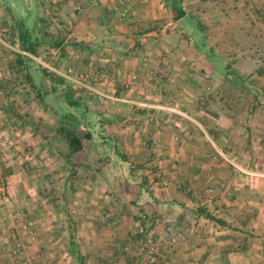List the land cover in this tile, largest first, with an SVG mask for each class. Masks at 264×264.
Here are the masks:
<instances>
[{
	"label": "rangeland",
	"instance_id": "rangeland-1",
	"mask_svg": "<svg viewBox=\"0 0 264 264\" xmlns=\"http://www.w3.org/2000/svg\"><path fill=\"white\" fill-rule=\"evenodd\" d=\"M113 1L0 0V264L91 225L105 244L129 230L117 249L143 264V247L166 264L187 242H264V0H179L180 20L170 0Z\"/></svg>",
	"mask_w": 264,
	"mask_h": 264
},
{
	"label": "crops",
	"instance_id": "crops-1",
	"mask_svg": "<svg viewBox=\"0 0 264 264\" xmlns=\"http://www.w3.org/2000/svg\"><path fill=\"white\" fill-rule=\"evenodd\" d=\"M262 134L263 135L260 136L257 143L260 147H264V131H262ZM16 186V181L12 178L9 187L12 188V192ZM146 196H148V201L150 203L137 208L138 212L145 216L163 213V209L160 206V197L157 196L155 192L147 193ZM254 199L257 200V198ZM10 200L11 203L15 205L18 202V199L15 198H10ZM175 200L177 199L175 198L173 201ZM254 208H257V210L254 211H256V218H259V204H256ZM1 215L6 214L1 213ZM112 216L127 220V223H130L129 217L131 214H128L126 211L114 213ZM10 219H12V215H10ZM97 228L94 227V225H91L82 235L83 238H80L81 242L77 239L75 241L77 243H70L71 245L68 249L63 246L64 244H62L63 242L59 238L58 241L61 242L60 245L57 241V243H55V240L52 238V241L49 244L50 247L49 245L48 247L45 245V254L43 253L41 256L39 264H100V262L104 260H106L105 262L107 264L144 263L140 257L132 256L131 254L120 255V252L117 249L119 243L127 242L131 239V233L129 230H126L124 235L117 232L116 236H119V238L116 236H114L113 239L108 238L107 240H110V242L107 241L105 244L99 242L101 239L99 233L101 232ZM40 229H44L43 226ZM40 229H38L39 235L42 233ZM214 231H217V229H214ZM218 234H220V231ZM167 261L166 264H264V242H262L261 245H258L257 243L243 244L228 242L224 237L220 236L215 237L214 239L206 238L195 244L187 242L174 248Z\"/></svg>",
	"mask_w": 264,
	"mask_h": 264
},
{
	"label": "trees",
	"instance_id": "trees-1",
	"mask_svg": "<svg viewBox=\"0 0 264 264\" xmlns=\"http://www.w3.org/2000/svg\"><path fill=\"white\" fill-rule=\"evenodd\" d=\"M177 1L179 2V0H170L171 4L173 6V9L175 10V20H180L181 18H183L185 16V13L181 7H177ZM22 41H23V36H22ZM25 49L27 52H29L31 54L35 53V51L32 47L25 48ZM51 81H52V91L55 92V91H57V85L58 84L53 81V78H51ZM65 98H66L65 103L67 106L74 107V106L78 105L77 102L72 99V95H70L69 92H67L65 94ZM60 132L62 133V135L66 139L70 153L75 154L82 149L83 143H82L81 138L77 134H74L70 130H65L64 128H61Z\"/></svg>",
	"mask_w": 264,
	"mask_h": 264
},
{
	"label": "built area",
	"instance_id": "built-area-1",
	"mask_svg": "<svg viewBox=\"0 0 264 264\" xmlns=\"http://www.w3.org/2000/svg\"><path fill=\"white\" fill-rule=\"evenodd\" d=\"M104 3H106L112 11L118 10V7L114 3L113 0H90V4L92 6H98V5H101ZM243 172H245V171H243ZM0 193L2 195L6 193V188L2 184H0ZM24 230H25L26 234L30 235V238L32 240L35 239V237L33 235V228H32L31 223H27V225L24 226ZM139 232L142 233L143 232L142 229H140ZM127 250H128L127 247L123 248L124 253L128 252ZM141 251H142V257L144 258V261L146 262V264H158V261L155 259V257H153L151 251H149V249L147 247H143ZM21 264H36V263L29 261V260H24L21 262Z\"/></svg>",
	"mask_w": 264,
	"mask_h": 264
}]
</instances>
